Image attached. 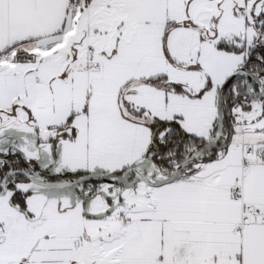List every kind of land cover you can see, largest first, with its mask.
Returning a JSON list of instances; mask_svg holds the SVG:
<instances>
[{"label":"snow or ice","instance_id":"snow-or-ice-1","mask_svg":"<svg viewBox=\"0 0 264 264\" xmlns=\"http://www.w3.org/2000/svg\"><path fill=\"white\" fill-rule=\"evenodd\" d=\"M0 264H264V0H0Z\"/></svg>","mask_w":264,"mask_h":264}]
</instances>
